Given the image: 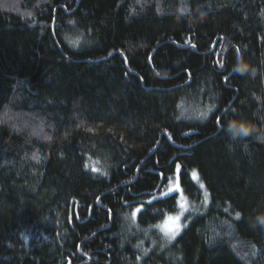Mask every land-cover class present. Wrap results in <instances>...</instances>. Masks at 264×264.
Instances as JSON below:
<instances>
[{
  "label": "trees",
  "instance_id": "1",
  "mask_svg": "<svg viewBox=\"0 0 264 264\" xmlns=\"http://www.w3.org/2000/svg\"><path fill=\"white\" fill-rule=\"evenodd\" d=\"M261 217L264 0H0V264H264Z\"/></svg>",
  "mask_w": 264,
  "mask_h": 264
},
{
  "label": "snow or ice",
  "instance_id": "2",
  "mask_svg": "<svg viewBox=\"0 0 264 264\" xmlns=\"http://www.w3.org/2000/svg\"><path fill=\"white\" fill-rule=\"evenodd\" d=\"M182 11H183V9H182ZM26 15H30V13H26ZM69 23H72V21H70ZM74 43H75V42H74ZM233 71H237V70H236V69H233ZM237 72H239V71H237ZM240 73H241V72H240ZM157 75H160V73L157 72ZM165 75H167V73H165ZM220 123H221V121L218 119V120H217V124H218V126L220 125ZM233 130H235V131L237 132V135L247 136V135L249 134V130H248L247 128H245V127L243 126V124H240V125L234 124V125H233ZM33 158H34V159H38V157L35 156V155L33 156ZM177 168H179V165H177ZM161 195H162V197H164V198H172V199H175L177 193H176L174 190L169 189L167 192H162ZM149 203L151 204V202H149ZM141 212H142V207H137V208L135 209V211L132 213V215H133V217H135L137 213H141ZM240 215H241V214H240L239 212L236 213V217H237V219L240 218ZM173 219H175L176 221H179V220H180V216L178 215V216H176L175 218H173V217H171V216H166V218H165V220L163 221V223H164V224H167V222H168L169 220H173ZM260 223H261V224H264V219H261V220H260ZM156 227H161V226H160V225H157ZM176 234H178V232H177V233H173V234L170 236V238H174Z\"/></svg>",
  "mask_w": 264,
  "mask_h": 264
},
{
  "label": "rangeland",
  "instance_id": "3",
  "mask_svg": "<svg viewBox=\"0 0 264 264\" xmlns=\"http://www.w3.org/2000/svg\"><path fill=\"white\" fill-rule=\"evenodd\" d=\"M193 179L195 181L199 182V177H198L197 173L193 174ZM183 213H184V208L182 207V208L179 209L178 213H176L174 215H171V217H173V218H175L176 216L179 215L180 216V220L179 221H176L175 219L169 220L167 222V224H164V223L161 224L160 225L161 227H158V229L161 230L163 233H165V235L167 237H169V238H170V236L173 233H177L178 232V234H179L180 231H181L180 227L182 225L181 220H182L183 215H184ZM178 234H176L175 236H177ZM171 239H173V238H171Z\"/></svg>",
  "mask_w": 264,
  "mask_h": 264
},
{
  "label": "clouds",
  "instance_id": "4",
  "mask_svg": "<svg viewBox=\"0 0 264 264\" xmlns=\"http://www.w3.org/2000/svg\"><path fill=\"white\" fill-rule=\"evenodd\" d=\"M235 69L239 72H241V74H244V73H248V72H252L254 74V69L251 68V65L244 62L243 61V58H240L237 62V64L235 65ZM165 75V73H164ZM236 124L235 121H229V124H228V130L230 132H232L233 134L237 135V132L235 130H233V125ZM260 219H264V217H261Z\"/></svg>",
  "mask_w": 264,
  "mask_h": 264
}]
</instances>
